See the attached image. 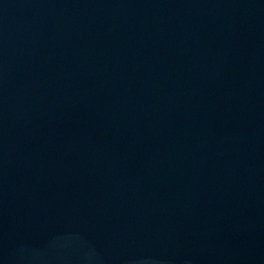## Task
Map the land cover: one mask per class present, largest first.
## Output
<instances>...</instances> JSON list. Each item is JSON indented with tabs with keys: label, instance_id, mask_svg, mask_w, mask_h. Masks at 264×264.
Wrapping results in <instances>:
<instances>
[{
	"label": "water",
	"instance_id": "1",
	"mask_svg": "<svg viewBox=\"0 0 264 264\" xmlns=\"http://www.w3.org/2000/svg\"><path fill=\"white\" fill-rule=\"evenodd\" d=\"M0 264H264V0H0Z\"/></svg>",
	"mask_w": 264,
	"mask_h": 264
}]
</instances>
